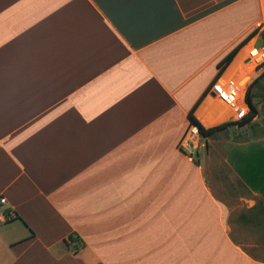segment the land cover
Listing matches in <instances>:
<instances>
[{"label":"crops","instance_id":"crops-1","mask_svg":"<svg viewBox=\"0 0 264 264\" xmlns=\"http://www.w3.org/2000/svg\"><path fill=\"white\" fill-rule=\"evenodd\" d=\"M255 29L224 82L264 43V0H0V196L18 215L0 224V264H112L159 233L168 264H264L257 202L233 219L210 155L181 147L203 94V125L237 119L213 80ZM260 119L254 136L225 131L239 136L224 159L264 205Z\"/></svg>","mask_w":264,"mask_h":264},{"label":"rangeland","instance_id":"rangeland-1","mask_svg":"<svg viewBox=\"0 0 264 264\" xmlns=\"http://www.w3.org/2000/svg\"><path fill=\"white\" fill-rule=\"evenodd\" d=\"M261 42V39H260ZM264 70V67L256 69V71L253 73L251 80L249 77L244 78V80L241 81V84L245 85L246 92L250 88L252 93V100L256 104L257 111L262 112L263 118H264V89L261 88V85H264V78L260 80L258 83H253V81L262 73ZM253 72V71H252ZM248 79L250 80V83L248 84ZM252 85V86H251ZM245 92V96H246ZM261 104H260V103ZM258 105V106H257ZM250 111V107L248 112ZM230 121V120H229ZM264 123L263 120L260 119ZM259 132V128H252L250 126H247L243 130L240 131V134H246V135H255L256 131ZM229 131V130H228ZM235 133L232 132H219V139H211L210 145L207 147V139L202 137L199 141L198 148H195L197 152L199 150L200 158L203 162V159L205 158L206 154L210 155V164L206 166V174H207V180L209 182V185L211 186L213 192L215 195L226 202L231 209L233 210V219L239 220V214L242 211H245V204L249 203L251 200L256 201L255 208H258L257 213L260 214V219L262 225H258L257 221L256 225L260 228H264V211H261L259 209V199L252 195L246 188L243 187V185L238 181V179L232 174L230 168L228 167L227 163L224 159V153L227 148L228 144V138ZM253 135V136H254ZM239 135H233L232 137L237 138ZM231 137V138H232ZM182 147V146H181ZM183 148V147H182ZM196 155V159H197ZM136 176V175H134ZM142 182L139 181L138 184H135L127 192L126 199L129 201H135L138 200V197L142 195L146 187L142 186ZM249 213V212H247ZM246 214V213H245ZM152 238L149 240L143 242V245L141 244V241H133L134 244V254L130 256H117L112 258V264H168V258L165 255H161V233L159 234H151ZM154 237V238H153ZM84 242V241H82ZM85 243V242H84ZM73 245L75 243L73 242L71 245H69L70 249H73ZM143 247V248H136V247ZM264 258V255L263 257Z\"/></svg>","mask_w":264,"mask_h":264},{"label":"built area","instance_id":"built-area-1","mask_svg":"<svg viewBox=\"0 0 264 264\" xmlns=\"http://www.w3.org/2000/svg\"><path fill=\"white\" fill-rule=\"evenodd\" d=\"M260 26V24H259ZM244 66H241L239 76L230 77L227 82L216 80L212 86L214 96L224 103L227 107L233 109L236 113V118H243L249 110V104L245 96V85L241 81L247 77L248 70H256L264 67V43L253 44L248 50ZM201 135L199 127L192 124L186 131L181 146L198 148ZM7 198L0 196V224H5L12 221L16 214L5 207Z\"/></svg>","mask_w":264,"mask_h":264},{"label":"trees","instance_id":"trees-1","mask_svg":"<svg viewBox=\"0 0 264 264\" xmlns=\"http://www.w3.org/2000/svg\"><path fill=\"white\" fill-rule=\"evenodd\" d=\"M255 32H257V29H255V31L251 32L243 41H241L236 47H234L219 63H218V71L217 74L213 80V82L218 79V77L221 76V74L225 71V69L230 65V63L233 61L234 57L236 56V54L238 53V51L240 50V48L242 46H244V44H246L255 34ZM264 78V70L262 71V73L253 81L252 85L254 83H258L260 82V80H262ZM251 85V86H252ZM261 88L264 89V85H261ZM252 93L250 88L248 89V91L246 92V100L249 104L250 107V111L241 119H236V120H230V121H226L223 122L219 125H215L212 127H206L205 125L202 124V122L195 116L194 112L197 109V107L199 106V104L201 103V101L204 98V94L197 100V102L194 104V106L192 107V109L190 110L188 116L190 119V123L195 124L199 127L200 130V135L206 139L208 138H216L218 136L219 132H224L230 129H234V128H240L241 130H243L244 128H246L247 126H250L252 128H256V124L253 122L254 117L257 115L258 111H257V107L256 104L253 102L252 100ZM242 132V131H241ZM242 136H245V134H240ZM259 209H261V211H264V205L262 204L261 201H259ZM258 209V208H256ZM18 215H16L15 218H17ZM67 242L69 245H71L73 242L75 243V245H73V251L74 252H79L84 246L85 243L82 242V238L77 235L76 233H71L70 236L67 239Z\"/></svg>","mask_w":264,"mask_h":264}]
</instances>
